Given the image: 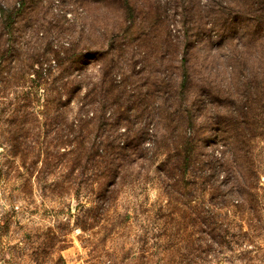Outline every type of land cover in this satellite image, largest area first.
Wrapping results in <instances>:
<instances>
[{
  "label": "rangeland",
  "instance_id": "1",
  "mask_svg": "<svg viewBox=\"0 0 264 264\" xmlns=\"http://www.w3.org/2000/svg\"><path fill=\"white\" fill-rule=\"evenodd\" d=\"M66 81L126 92L153 130L105 193L100 132L76 123L93 114L46 104ZM191 138L192 163L249 151L252 215L190 171L159 178ZM0 264H264V0H0Z\"/></svg>",
  "mask_w": 264,
  "mask_h": 264
},
{
  "label": "trees",
  "instance_id": "2",
  "mask_svg": "<svg viewBox=\"0 0 264 264\" xmlns=\"http://www.w3.org/2000/svg\"><path fill=\"white\" fill-rule=\"evenodd\" d=\"M58 66H60V64H58ZM53 86L55 87H52L51 91L60 90V97L66 96V101L61 104L59 101L57 102V100L46 101V104H49L51 108H64L70 111L73 110V106H75L76 110H80V116L84 113L93 114V118L89 121L79 120L76 123L77 125H84L85 127L95 126V130L100 132L99 140L92 147L96 148V155L90 153L87 156V163L94 162L93 156H95L94 159H99L98 163L101 165L103 172L106 171L107 175L104 174L103 176L101 175V177L99 176L98 180L94 179L95 183L94 185L92 184V188L99 189L101 193H105L106 189L109 187L116 186H108L111 180L116 176L115 171L112 170L114 164L113 160L123 156L125 161L131 156H138L141 159H144L147 151L150 150V148L146 146L148 144L150 147V142H148L149 139L147 137L153 133V130L150 129V125L147 122L139 118L140 114L134 115V112L136 111L132 107L133 103H131L130 99H124L126 92H121V97L117 96L116 99H112V97L109 96V91L106 92L108 99H99L93 92H91V94L86 97L87 99L82 98L83 100H87V102L84 103L81 102L82 99L79 96V90L81 88L80 81H66L61 84V87L54 83ZM93 91H95V89H93ZM122 100H125L126 104L129 105L123 106V104H120ZM111 107L114 108L113 111L115 113L108 119L106 118V115L108 109ZM92 110L97 114L95 118ZM99 115L101 117H99ZM138 119L139 121H137ZM80 137L82 138V141L85 142L87 137L84 134H81ZM68 138L69 142H73L72 135ZM191 140L193 139L191 138L187 140L186 143L182 145V150L179 151V149H177L178 156L180 157L179 160L171 158L164 163V170L163 172L160 171L161 176H159V178H165L166 175L168 176L170 173L173 174L177 170L181 173L186 170L190 171L193 178L197 181H201L205 186L208 185L210 192L217 195L222 193L225 202L229 201L235 209H243L252 215L255 211L256 204L259 203L257 199L258 194L251 191H247L246 193V186L244 184L245 174L243 170L245 172L254 173L255 175H258V173L257 169H255L254 160L249 156V151L245 152L242 147H237L234 149L235 155L232 154L229 161L225 160L224 156L219 158L218 156H215V154H212V156L208 157L207 161H194L192 163L190 154L193 152V144L191 143ZM84 146L85 145L83 144V148ZM105 166H107L108 169H105ZM223 168L228 172L232 169L235 174L233 175L235 176L233 177L234 180L232 181L229 179V176L231 175L224 173V178L222 180L212 182L209 176L215 175ZM205 174L208 175L206 176ZM228 174H231V172ZM102 179H107L108 181L102 183L104 182ZM226 187L233 189L232 193L228 192L223 194L224 191L222 190ZM234 195H237L239 198L236 202L233 199L235 197Z\"/></svg>",
  "mask_w": 264,
  "mask_h": 264
}]
</instances>
